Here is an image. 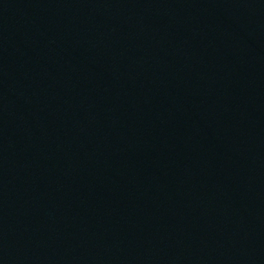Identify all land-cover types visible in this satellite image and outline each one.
<instances>
[{"label": "water", "instance_id": "obj_1", "mask_svg": "<svg viewBox=\"0 0 264 264\" xmlns=\"http://www.w3.org/2000/svg\"><path fill=\"white\" fill-rule=\"evenodd\" d=\"M0 264H264V0H0Z\"/></svg>", "mask_w": 264, "mask_h": 264}]
</instances>
